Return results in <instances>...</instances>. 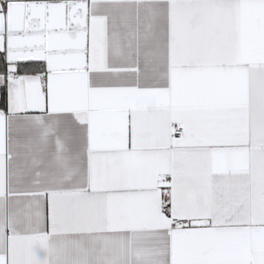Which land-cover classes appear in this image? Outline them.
Segmentation results:
<instances>
[{
	"label": "snow or ice",
	"instance_id": "obj_1",
	"mask_svg": "<svg viewBox=\"0 0 264 264\" xmlns=\"http://www.w3.org/2000/svg\"><path fill=\"white\" fill-rule=\"evenodd\" d=\"M0 264H264V0H0Z\"/></svg>",
	"mask_w": 264,
	"mask_h": 264
}]
</instances>
